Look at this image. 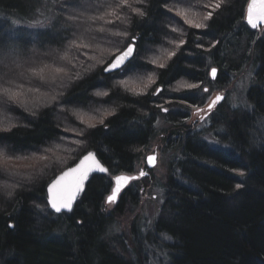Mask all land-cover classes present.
Listing matches in <instances>:
<instances>
[{
	"label": "trees",
	"instance_id": "obj_1",
	"mask_svg": "<svg viewBox=\"0 0 264 264\" xmlns=\"http://www.w3.org/2000/svg\"><path fill=\"white\" fill-rule=\"evenodd\" d=\"M248 1L223 0L220 8L212 6L202 16H187L194 23L206 25L197 28L177 13L181 6V12L189 15L186 8L190 7L183 0H129L131 7L119 6L120 0H0V83L2 64L13 59L19 61L16 65H22L21 60L28 59L33 50L61 51L72 47L70 59L77 62L74 72L77 64L82 66L76 40L88 46L94 43L91 38L86 41V36L81 40L84 36H77L71 21L79 17L80 12L73 14L81 9L82 17L90 16L96 6L101 12L115 10L117 15L107 17V23L119 35L114 40L116 51L128 46L132 39L136 40L137 50L136 57L120 72L121 77L104 73L111 55L106 67L98 65L88 76L72 79L64 97L58 100L68 107L66 114L47 107L37 109L38 113L30 117V112L19 106L16 110L3 107L21 125L0 131V148L10 155L34 152L53 143L61 131L59 125L73 120L70 115L80 111L77 119L88 116L100 120L101 114L113 108L101 125L84 131L80 153L72 163L95 152L111 176L132 173L139 152L158 136L157 124H168L172 116L177 126L172 125L162 134L164 141L172 144L178 139V144L171 148L179 150L167 165L168 181L159 217L149 228L150 233L133 225L129 260L117 255L112 247L115 242L106 241L105 236L109 224L124 211L126 190L115 209L106 212L103 198L110 189V178L106 173L94 175L74 204L73 212L58 214L50 209L45 196L48 184L60 175L51 170L22 190L13 192L10 187L5 193L0 187V264H154L141 252L139 247L143 243L153 245L159 255L168 256L169 264H264V32L256 34L245 24ZM133 8L144 15H138ZM209 12L211 18L204 19ZM183 21L187 26L179 27ZM174 27L183 31H174L167 37ZM173 39L177 42L173 43ZM173 47L180 49L156 70L155 87L162 88L164 95L153 97L151 92L146 93L152 90L149 86L141 91L113 87V82L125 80L129 73L140 75L143 69L151 67L150 54L145 56L146 61L139 57L141 50L166 49L169 53ZM94 58L95 55H89L86 60ZM248 65L255 69L256 77L249 92L252 109L230 111L225 102L219 103L214 111L216 124L208 126L204 133L200 128H190L188 132L179 129L178 123L188 113L181 117V112L171 108V112L162 114L161 107L168 93H172L168 90L180 80L191 84L207 82V70L215 66L222 73L218 87ZM100 91L105 92L98 100L93 92ZM185 91L177 90L176 98L192 101ZM18 93L12 98L22 101L25 93ZM100 101L107 104L100 111L84 109ZM210 134L215 139L209 142L206 137ZM0 180L5 181L2 175ZM3 182L0 186H5ZM237 184L241 187L237 188ZM1 191L8 196L2 197Z\"/></svg>",
	"mask_w": 264,
	"mask_h": 264
},
{
	"label": "rangeland",
	"instance_id": "obj_2",
	"mask_svg": "<svg viewBox=\"0 0 264 264\" xmlns=\"http://www.w3.org/2000/svg\"><path fill=\"white\" fill-rule=\"evenodd\" d=\"M219 1L220 0H183V3L184 5L190 7V9L188 7L186 8L189 13L188 16L194 17L196 15L202 16L206 14L208 8L215 6V4ZM180 4L182 5V3ZM204 4L206 8L204 7ZM193 5H195L194 9L192 8ZM89 7L87 8V11H89ZM178 8L179 9L177 10V13H180L183 8H181V6H179ZM78 12H80L78 15L79 17L71 20L73 21V24L75 25V28L77 30V36H79V38L84 36V38L81 40H85V38L87 37L86 41H89V39L91 38L92 40L90 42H93L94 46H88L85 45L84 41L80 42L76 40V47L80 48L77 51L78 53H80L78 56H81L80 59L82 60H80V62H82V66H80V64H77L75 72L74 65L77 62H73L70 59V57H72L70 53L72 47L68 46H66L65 49H62L61 51H59L60 49L55 51V49L53 48L44 49V51L42 52L33 50V52L28 56V59L21 60L22 65H16V62L19 61H13V59L9 63L2 64L1 70L3 74L1 76L2 80L0 83V112L4 113L5 116L2 113L0 114L1 131H4V129L8 130V128L10 127L13 128L15 127V125H21L19 124L18 120L13 121L11 118L12 116L9 113L3 111V107L9 106L11 109L16 110V107L19 106L23 108L22 110H27L28 112H30L27 114L31 117H34L36 113H38L37 109L38 111H41L43 109H46L47 107H54L56 108V110H59L61 114L65 113L66 111H68V107L64 106V103L61 104V101L58 100L61 97H64L63 95L66 93L67 87H69L72 79L77 80L84 76H88L91 72H94V70L97 69L96 67H98V65H107V61L112 55L108 62L109 65L117 55L128 48L129 45L124 46L117 51L115 49V45L117 43H115L114 40H116L119 35L114 30H112V28L107 23V17L112 18V15L109 14L110 12H112V10L101 12L98 6H96L95 9L93 8L92 14H89L87 12L91 17H82V14L84 15L82 9L81 11H75L73 16L77 15ZM101 16H103L104 19H100L99 17ZM81 17L84 19H82ZM191 19L194 18L191 17ZM186 26L187 24L183 21V23H180L179 27L183 28ZM101 29H103V31H101ZM181 30L183 31V29L180 28L179 30L177 27H174L173 29L170 28L167 37H169L170 34H173L174 31V33H176ZM263 32L264 28L256 31V34L260 35ZM174 42H177L176 39H173V43ZM130 44H132V41H130ZM178 49H180V47L169 48V53L166 51V49H159L157 51L148 49L141 50L142 52L140 53L139 57L143 56L144 60H146L145 56L150 54L149 61L151 62H148L150 63L151 67H149L148 65L149 68L143 69L144 71L142 72L144 73H141L140 75L133 72H127L129 73L128 77L125 80H116L115 82H113V87L123 88V91H125L124 86L127 89H131L133 87L132 91H141L149 86L152 87L153 91L159 90L161 95H164L163 91H160V87H155L157 73L156 70L158 67H160V64L168 61V59L173 56L169 55L170 53H176ZM136 52L137 50L135 51L133 58L136 57ZM40 55L42 56L41 58ZM89 55H95L93 61L90 59L86 60L87 56ZM97 58L98 60L95 61ZM237 59L238 60L236 62H238L241 58L239 57ZM125 67L127 66L125 65L124 67H122V69H125ZM57 68H61L63 69V71L57 73L55 71V69ZM22 69L23 71H18ZM41 69L44 70L42 73L43 78H41V75L34 74L40 72ZM122 69L114 72L115 75L114 73H112L114 75V78L121 77L120 72L122 71ZM212 69H216L215 78H213L212 76ZM220 73V68L210 66L205 76V81L207 82H195L194 84H191L187 81H181L177 84V86H175V88L169 89L168 91L172 93H168L169 97L168 99H166V103L161 107L162 114L166 115L167 113L172 111L171 108H174V111L178 110L182 113L181 117H184V115H186L187 113L189 114L188 118L194 116V119L189 120L188 123L195 122V124L197 125L204 122L206 117L213 113V111H211V108L209 109V105L213 100L216 99L217 96L223 97L222 101H218V104L225 102L228 106H230L231 104H229L228 99H231L232 108H235V106H237L238 109H245L246 100H244L242 92L245 95L248 90L250 92L253 83H255L256 81V77L253 74L252 68L247 66L246 68L242 69L240 73L229 76L230 81L235 77L238 78L237 80H235L237 81V83L235 84V89L237 90V92L233 91V89H230L231 91L225 90V88H221V86L216 87V83L220 78ZM125 82H127L128 84ZM188 85H196V87H188ZM3 89H9L14 93H18L20 90H22L25 93V96L22 97V101H20L10 97L9 94L4 93L2 91ZM186 89L187 91L185 92H188L187 94L192 96V101L190 102L182 101L176 98L178 97L177 90L182 91ZM205 89H207V91H205ZM224 91L229 92H226L227 94H224ZM104 92L105 91L96 93L93 92V95H96L95 97L100 100L102 99L101 94H103ZM159 92L157 93L159 94ZM44 93L46 95L43 96ZM98 93H100V95H98ZM206 94L207 98L204 99V95ZM215 105L217 107V104ZM165 109H167V111H165ZM112 111H114L113 108H109V111H105L101 115V117H103L104 119L101 120H92L88 116H86L85 118L77 119L79 116H81L79 114V111L75 113L74 116L70 115V117L73 118L71 122L68 120V122L66 123L65 121L63 122L65 124L59 125L61 129L60 133L57 135L53 143H50V145H48L47 147H38L34 150V152H27L26 154H9L10 156H7L6 154L0 155V171H2L0 175L3 176V178L5 179L4 182H6L5 186H0L3 189L2 191H5V193H7L9 188L11 187L12 190L10 191L16 192L19 189L22 190L28 188L29 184H32V182H36V180H39V178L47 176V173H49V171L51 170L60 172L61 175L65 171L73 168L80 162L81 158L85 156H81V158L76 161L77 163H72V160H76L78 158V154L80 153L81 145L83 143L82 135L84 134V131L87 128H90V126L95 127L99 124L101 125V123L109 118L108 114H111ZM75 118L77 120H75ZM181 119L183 122L180 121L178 124H182L186 121L183 120V118ZM173 126L170 127V125L167 124L163 125L160 122L158 124V136L156 137V139L153 140L148 146H146L144 150H141L139 152L138 165L136 168V172L133 174L135 176L136 174L138 175L136 176V183L134 185L130 183V185L125 189L127 192L125 200L126 198H129V201L124 202L125 205L123 213L116 215L115 220L111 224H109L110 226L107 228L105 235L106 241L110 240L111 242H115V246H112L113 251L115 252V250H120L121 254L128 259L129 257H131L130 250L133 248L131 244L132 235H130L132 226H139L140 223L145 225L147 228H151L154 224V221L159 217V209L162 204V197L164 195V189L162 187H165L167 182V165L170 160H172L174 157H177L179 153V150H177L176 147L169 148L166 146V141H164L165 137L162 134L163 130L169 131L171 128H173ZM198 126L200 128V125ZM214 139L215 137L212 134L206 137V140H208L209 142L213 141ZM6 153L8 154V152ZM148 156L156 157L155 165L151 169H146L145 167V161L147 159L146 157ZM142 171L146 173V175L141 176L140 173ZM30 174L31 176H29ZM93 175H99V173ZM129 176L134 177L132 175ZM0 182H3V180H0ZM49 184L46 189L49 187ZM130 188H132L131 191H127V189ZM2 191V197H7L8 194L6 196ZM121 195L118 197L115 203L110 204V207L112 209L109 207V211L114 210V207L119 204ZM135 200H137L138 202H133Z\"/></svg>",
	"mask_w": 264,
	"mask_h": 264
},
{
	"label": "snow or ice",
	"instance_id": "obj_3",
	"mask_svg": "<svg viewBox=\"0 0 264 264\" xmlns=\"http://www.w3.org/2000/svg\"><path fill=\"white\" fill-rule=\"evenodd\" d=\"M223 0H220V2H217L215 4V8H220L221 3ZM119 6H127L131 7V4L129 3V0H120ZM134 12H136L138 15H144V13L138 9L133 8ZM113 16H116L117 13L115 10H113L111 13H109ZM179 15L183 16L186 21L190 24H193L194 27L202 28L206 27L203 23H194L192 20H188L187 16L188 14L186 12H180ZM212 16V13L209 12L207 16L204 17V19H210ZM100 19H104L103 16L99 17ZM119 18V17H117ZM247 22L251 25L252 28H257L258 26L264 24V0H251V2L248 4V10H247ZM103 31V29H101ZM133 47L129 46L126 51H124L120 56H118L115 61L109 66L106 70H111L115 68H119L124 61L130 56V54L133 52ZM169 55H175V53H170ZM160 67H164L163 64L159 65ZM43 69L40 70L38 73H34L35 75H41L43 73ZM57 73L62 72L63 69L57 68L55 69ZM212 76L213 78L216 77V69H212ZM188 87H196V85H188ZM4 93H7L11 95L12 97H16L19 95V93L11 92L9 89H3ZM207 91V89H205ZM106 94V93H105ZM100 95V93H98ZM223 99L222 96H217L215 100L212 101V103L209 105V107H214L215 104ZM167 111V109H165ZM7 130V129H4ZM2 155V154H0ZM149 163L155 164L156 157L152 156L149 157ZM92 171H99V172H107L108 170L104 168L98 160H96L95 154L89 153L88 155L84 156V158L80 161V163L74 167L69 169L68 171L64 172L50 187H49V193H50V203L51 207L55 209L56 212H61L62 209H67L68 211L72 210V205L74 200L76 199L77 195L84 191V182L87 180L88 175ZM141 176L146 175L143 171L140 173ZM241 176L244 175L243 172L240 173ZM137 179V177H126V176H117L115 177L116 180V187L113 189L112 194L107 197V202L109 204L115 203L117 200V197L122 189L129 181ZM237 188L241 187L240 184L236 185Z\"/></svg>",
	"mask_w": 264,
	"mask_h": 264
},
{
	"label": "bare ground",
	"instance_id": "obj_4",
	"mask_svg": "<svg viewBox=\"0 0 264 264\" xmlns=\"http://www.w3.org/2000/svg\"><path fill=\"white\" fill-rule=\"evenodd\" d=\"M246 16V15H245ZM244 22H245V19H244ZM263 29V28H262ZM256 31V30H255ZM133 39H132V43H133ZM129 46H130V44H129ZM248 67H251V65H248ZM252 68V70H253V72L255 71V69L253 68V67H251ZM235 77V76H234ZM238 78L237 77H235L233 80H231V81H229V82H227V80L225 81V80H223L222 81V83H221V86H222V88H225V90H229V91H231L230 89H233V91H236L237 92V90L235 89V84L237 83V81H235V80H237ZM180 81H185V80H180ZM187 81V80H186ZM224 83H225V85H224ZM162 89V88H161ZM160 89V91H162ZM104 90H108V88H106V89H104ZM184 91V90H183ZM229 91H224L223 93L225 94L226 92L228 93ZM152 93V95H153V97L154 96H159L161 93L159 92V90H156V91H152V90H149V91H147L146 93ZM157 92H159V94L157 93ZM242 92V91H241ZM226 93V94H227ZM10 97H12L11 95H9ZM102 96V95H101ZM108 96V95H107ZM242 96H243V98H244V100H246V103H245V105H246V108H248V109H252V103H253V101H251V99H250V95H249V90L247 91V93H246V95L242 92ZM229 101V104H231L230 106H228V108H229V110L231 111V109H232V100L231 99H228ZM231 100V101H230ZM220 101H222V99L220 100ZM101 103L100 104H98V105H96V106H94V107H92V106H89V108H85L86 109V112H91V111H93V112H98V111H100V108H101V106H106L107 104H104L102 101H100ZM217 104V106L219 105L218 104V102L216 103ZM235 108H238L237 106H235ZM215 109H216V105L214 106V107H212L211 108V111H213V113H211L208 117H206V119L204 120V122H202V123H199V124H195V122H193V123H188L189 122V120H191V119H194V116H192V117H190V118H188L189 117V114H187L186 115V121L184 122V126L182 125V124H180L181 126V128H179L181 131H186V132H188V130L191 128V129H198L199 128V126L198 125H200L201 127H200V131L202 132V133H204V131H205V129L209 126H212V125H215L216 123L214 122V111H215ZM16 113H17V111H16ZM102 115V114H101ZM101 115L99 116V117H101ZM31 117V116H30ZM101 119H103V117H101L100 118V120ZM171 121L170 122H168V124L167 125H170V127H172L171 125H174V126H177V121L175 120V118L172 116L171 117ZM263 120H264V117H263ZM188 123V124H187ZM159 124V123H158ZM157 124V125H158ZM188 125V126H187ZM198 126V127H197ZM173 130V129H172ZM1 131V130H0ZM3 132V131H2ZM175 137H178V136H175ZM178 139H176L175 140V142H174V144H172V141H168V142H166L165 144L167 145V147H169V148H171L172 147V145H176V144H178ZM93 154H95V156L97 157V154L95 153V152H92ZM0 154H2V155H4V154H6L7 156H10L9 154H7L6 152H5V149L2 147V148H0ZM89 154V153H88ZM88 154H86V155H88ZM85 155V156H86ZM98 158V157H97ZM147 159H146V161H145V167H146V169H148L147 168V166H148V164H147V162H148V158H149V156L148 157H146ZM98 160H99V158H98ZM137 165H138V162L136 163V165H135V167H134V171L132 172V173H128L127 175H132V176H134V177H136V176H138L137 174H136V176L135 175H133L135 172H136V168H137ZM107 177H109L110 178V182H111V186H110V189H109V191H108V194L106 193V195H104V198H103V204H105V211L106 212H112L113 210H111V211H109V207H110V204L107 202V197L109 196V195H111L112 194V191H113V189H114V187H115V177H117V176H121V175H123V174H116V175H114V176H111L110 175V173H106L105 174ZM93 176L94 175H91L89 178H88V181H90L92 178H93ZM167 177H168V173H167ZM166 177V178H167ZM136 180L137 179H134V180H132L131 181V183L134 185L135 183H136ZM87 181V182H88ZM167 181H168V179H167ZM87 182H86V184H87ZM137 185V184H136ZM135 185V186H136ZM33 186V185H32ZM86 186V185H85ZM85 188V187H84ZM163 189L165 188V187H162ZM125 191V190H124ZM83 193V192H82ZM81 193V195H83ZM132 195H133V193H132ZM81 197V196H80ZM79 197V198H80ZM78 201V200H77ZM129 201V198H126V200H125V202H128ZM133 202H138L137 200H135V201H133ZM76 203V202H75ZM74 207H75V205L73 206V209H74ZM111 208V207H110ZM50 209H51V207H50ZM73 209H72V211L71 212H68V213H63V214H71L72 212H73ZM112 209V208H111ZM52 210V209H51ZM53 211V210H52ZM54 212V211H53ZM56 213V212H55ZM59 214V213H58ZM133 227H135V226H132V229H131V233H132V230H133ZM139 228H140V230L143 232V233H146V234H149L150 233V229L149 228H147L145 225H143V224H140L139 223ZM131 233H130V235H131ZM140 250H141V252L142 253H144L146 256H148V262H152V263H154V264H169V260H170V258L168 257V256H164V255H159V253H157L156 252V248L153 246V245H151L150 244V246H148V245H146V243H143V244H140ZM138 250V249H137ZM115 252H116V254L118 255H120L121 257H123V259L124 260H129L128 258H126V257H124L122 254H121V251L120 250H115ZM140 252V251H139ZM1 257V256H0Z\"/></svg>",
	"mask_w": 264,
	"mask_h": 264
},
{
	"label": "water",
	"instance_id": "obj_5",
	"mask_svg": "<svg viewBox=\"0 0 264 264\" xmlns=\"http://www.w3.org/2000/svg\"><path fill=\"white\" fill-rule=\"evenodd\" d=\"M249 3L251 2V0H249L248 1ZM248 3V4H249ZM247 10H248V5H247V8H246V16H245V24H247V26H249L252 30H256V31H259L260 29H262V28H264V24H262V25H260V26H258L257 28H252L251 27V25L250 24H248V22H247ZM134 40V39H133ZM135 42H136V40H134L133 41V43L132 44H130V46H132L133 47V52L130 54V56L124 61V63L119 67V68H115V69H111V70H106V69H108L109 68V66L115 61V59L118 57V56H120L124 51H126L127 49H125V50H123V52H121L119 55H117L112 61H111V63L105 68V70H104V73L105 74H110V73H114V72H117V71H119L120 69H122V67H124L125 65H127V64H129V62L131 61V59L133 58V56H134V54H135ZM129 47V46H128ZM212 108V107H211ZM209 109H210V107H209ZM96 157V156H95ZM149 157H152V156H149ZM84 158V157H83ZM83 158H81V160L83 159ZM80 160V161H81ZM96 160H98V158L96 157ZM99 161V160H98ZM156 162V161H155ZM80 163V162H79ZM78 163V164H79ZM99 163L105 168V166L102 164V162L101 161H99ZM77 164V165H78ZM147 164H148V166H147V168L148 169H151V168H153L154 167V165L153 164H151V163H149V159H148V162H147ZM77 165H75L74 167H76ZM73 167V168H74ZM68 171V170H67ZM66 172V171H65ZM96 173H99V174H103V173H105V172H99V171H92V172H90L89 173V175H88V178L91 176V175H93V174H96ZM62 175V174H61ZM60 175V176H61ZM60 176H58L57 178H55L53 181H51L50 182V184H49V187L60 177ZM121 176H126V177H129V175H127V174H125V175H121ZM131 177V176H130ZM88 178H87V180L84 182V187H85V185H86V182L88 181ZM132 181V180H131ZM131 181H129L124 187H122V189H121V191H120V193H119V195H118V197L123 193V191L126 189V187H128L129 185H130V183H131ZM49 187L46 189V196H47V201H48V205L51 207V203H50V193H49ZM115 187H116V180H115ZM114 187V188H115ZM82 193V192H81ZM81 193L80 194H78L77 195V197H76V199L74 200V202H73V205H72V209H73V206H74V204H75V202L79 199V197L81 196ZM118 197H117V199H118ZM51 209L54 211V212H56L55 211V209H53L52 207H51ZM72 211V210H71ZM71 211H68L67 209H62L61 210V212H56V213H59V214H62V213H68V212H71Z\"/></svg>",
	"mask_w": 264,
	"mask_h": 264
}]
</instances>
